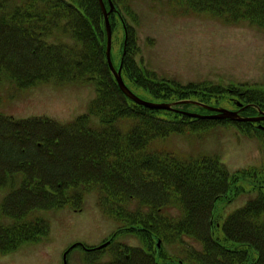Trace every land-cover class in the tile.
<instances>
[{"label": "trees", "instance_id": "16d2710c", "mask_svg": "<svg viewBox=\"0 0 264 264\" xmlns=\"http://www.w3.org/2000/svg\"><path fill=\"white\" fill-rule=\"evenodd\" d=\"M103 1L109 10V1ZM111 1L116 8L112 28L117 17L127 36L122 60L127 85L164 101L223 100L217 88L184 87L139 67L132 54V27L124 16L136 19L131 0ZM157 1L174 13L264 29V0ZM106 44L99 0H0V85L96 87L89 115L70 124L0 117V187L3 181L10 187L0 215V256L48 237L50 225L41 211L67 207L79 212L84 195L96 192L101 212L118 224L110 238L111 260L98 264H264V160L257 168L230 174L216 158L185 159L153 150L154 141L169 135L206 132L226 122L135 104L111 74ZM252 88L258 98H248L242 116L256 117L264 110V89ZM181 107L210 113L191 104ZM237 125L248 128L264 153V123ZM244 193L257 196L225 219L217 214L218 205L224 209ZM172 209L178 216L170 214ZM123 234L137 237L143 247L118 243Z\"/></svg>", "mask_w": 264, "mask_h": 264}, {"label": "rangeland", "instance_id": "374dc122", "mask_svg": "<svg viewBox=\"0 0 264 264\" xmlns=\"http://www.w3.org/2000/svg\"><path fill=\"white\" fill-rule=\"evenodd\" d=\"M131 8L136 19L124 16L132 27L131 40H134L135 47L132 54L138 66L149 71L152 77L156 75V78L184 87L195 83L207 85L208 90L217 88L225 97L216 100L218 103L215 100L209 103L230 111L237 110L234 100L245 103L248 98H258L252 87L264 89V29L248 23L227 25L207 15L174 13L166 2L157 0H131ZM113 23L112 57L118 68L125 38L117 17L113 18ZM128 86L146 101L163 100L130 84ZM245 89L251 90V93L244 94L247 99L239 96ZM95 96L93 83L57 85L50 82L20 88L4 81L0 85V117L15 120L42 118L66 125L89 115ZM90 121L93 126L99 125L95 117ZM251 134L247 127L226 122L206 132L190 130L169 135L154 141L152 149L185 159L216 158L230 174H234L257 168L264 160L260 143ZM15 178L17 183L19 177ZM1 184L4 186L0 187V215L4 198L10 190L9 186L5 188V181ZM256 196L257 193H244L224 209L220 204L217 214L225 219ZM170 214L178 216L179 211L172 209ZM40 217L50 225L48 237L42 243L26 244L12 254L0 256V264H65L68 251L67 264H98L111 260L110 249L87 251L109 241L118 228V224L99 209L96 192L84 195L83 208L79 212L66 207L41 211ZM117 240L127 246L143 247L141 240L132 235L123 234ZM187 240L201 249L197 242Z\"/></svg>", "mask_w": 264, "mask_h": 264}, {"label": "water", "instance_id": "95a60500", "mask_svg": "<svg viewBox=\"0 0 264 264\" xmlns=\"http://www.w3.org/2000/svg\"><path fill=\"white\" fill-rule=\"evenodd\" d=\"M110 4V10L108 11L104 1L99 0L103 14H104V20H105V26H106V33H107V48H106V59L107 63L109 65V68L113 74V76L116 79L117 85L119 86L120 90L122 93L131 101H133L135 104L139 106H143L145 108L151 109V110H162V111H175L177 113H181L186 116H190L192 118L196 119H212V120H231L233 122H250V123H257V122H264V113H262L261 116L259 117H242L238 111H228L225 109H220V108H214L210 107L208 105H204L201 103L197 102H190V101H183L182 103H192L195 105H198L200 107L205 108L206 110L210 112H215L214 115L210 116H202L198 114H193V113H187V112H182L180 110H176L175 106L180 104V103H174V104H169V103H153L149 102L146 100H143L139 98L137 95H135L125 84L123 77H122V69L119 68L118 70L115 68L111 53H112V42H113V31H112V26L110 22V15L116 11V8L114 4L112 3L111 0H108ZM109 243H106L100 247V249L106 248ZM65 264H67V254L64 257Z\"/></svg>", "mask_w": 264, "mask_h": 264}, {"label": "flooded vegetation", "instance_id": "af4514ba", "mask_svg": "<svg viewBox=\"0 0 264 264\" xmlns=\"http://www.w3.org/2000/svg\"><path fill=\"white\" fill-rule=\"evenodd\" d=\"M114 253H115V252H114ZM146 253H147V252H146ZM144 261H145V260H144ZM144 261H143V262H144ZM144 263H145V262H144Z\"/></svg>", "mask_w": 264, "mask_h": 264}]
</instances>
